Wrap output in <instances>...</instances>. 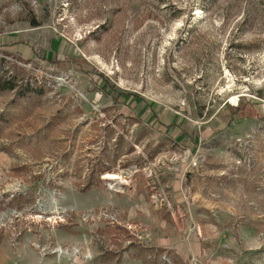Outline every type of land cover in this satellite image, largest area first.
<instances>
[{
    "label": "rangeland",
    "instance_id": "obj_1",
    "mask_svg": "<svg viewBox=\"0 0 264 264\" xmlns=\"http://www.w3.org/2000/svg\"><path fill=\"white\" fill-rule=\"evenodd\" d=\"M2 75L0 264H264V0H0Z\"/></svg>",
    "mask_w": 264,
    "mask_h": 264
},
{
    "label": "crops",
    "instance_id": "obj_2",
    "mask_svg": "<svg viewBox=\"0 0 264 264\" xmlns=\"http://www.w3.org/2000/svg\"><path fill=\"white\" fill-rule=\"evenodd\" d=\"M32 249H30V248H27V247H23V246H21V247H19V249H18V252H17V255L15 256V259H14V262H13V264H29V260L32 258V251H31ZM37 258L39 259L38 261H36V262H32V264H47V263H45L44 261H42L41 259H40V257H38L37 256ZM5 260L4 259H2L1 260V263L2 262H4ZM60 261H62V260H60ZM60 263H62V262H60ZM59 263V264H60ZM31 264V263H30ZM62 264H64V263H62Z\"/></svg>",
    "mask_w": 264,
    "mask_h": 264
},
{
    "label": "trees",
    "instance_id": "obj_3",
    "mask_svg": "<svg viewBox=\"0 0 264 264\" xmlns=\"http://www.w3.org/2000/svg\"><path fill=\"white\" fill-rule=\"evenodd\" d=\"M17 77L15 75H11L9 78H5V75L0 76V91L2 90H10L15 87V79Z\"/></svg>",
    "mask_w": 264,
    "mask_h": 264
},
{
    "label": "bare ground",
    "instance_id": "obj_4",
    "mask_svg": "<svg viewBox=\"0 0 264 264\" xmlns=\"http://www.w3.org/2000/svg\"><path fill=\"white\" fill-rule=\"evenodd\" d=\"M110 176H113V175H110ZM116 178V176H114Z\"/></svg>",
    "mask_w": 264,
    "mask_h": 264
}]
</instances>
